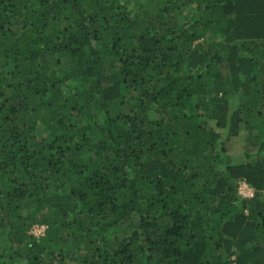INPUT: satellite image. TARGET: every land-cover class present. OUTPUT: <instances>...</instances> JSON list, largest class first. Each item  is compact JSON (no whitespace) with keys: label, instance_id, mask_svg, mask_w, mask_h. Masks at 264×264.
<instances>
[{"label":"trees","instance_id":"1","mask_svg":"<svg viewBox=\"0 0 264 264\" xmlns=\"http://www.w3.org/2000/svg\"><path fill=\"white\" fill-rule=\"evenodd\" d=\"M0 264H264V0H0Z\"/></svg>","mask_w":264,"mask_h":264},{"label":"rangeland","instance_id":"2","mask_svg":"<svg viewBox=\"0 0 264 264\" xmlns=\"http://www.w3.org/2000/svg\"><path fill=\"white\" fill-rule=\"evenodd\" d=\"M231 102L234 103V100ZM247 149H249L248 134H242L230 140L228 155L236 161L243 156ZM44 230V227L33 226L29 234L38 238L43 235Z\"/></svg>","mask_w":264,"mask_h":264},{"label":"built area","instance_id":"3","mask_svg":"<svg viewBox=\"0 0 264 264\" xmlns=\"http://www.w3.org/2000/svg\"><path fill=\"white\" fill-rule=\"evenodd\" d=\"M237 193L241 199L245 200L251 199L254 196V190L243 181L237 183Z\"/></svg>","mask_w":264,"mask_h":264}]
</instances>
